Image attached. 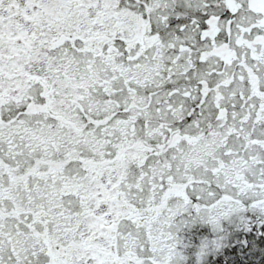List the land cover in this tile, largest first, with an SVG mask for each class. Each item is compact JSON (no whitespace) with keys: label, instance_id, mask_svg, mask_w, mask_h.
<instances>
[{"label":"snow or ice","instance_id":"snow-or-ice-1","mask_svg":"<svg viewBox=\"0 0 264 264\" xmlns=\"http://www.w3.org/2000/svg\"><path fill=\"white\" fill-rule=\"evenodd\" d=\"M0 264H264V0H0Z\"/></svg>","mask_w":264,"mask_h":264}]
</instances>
